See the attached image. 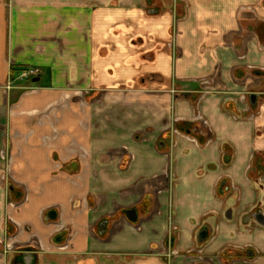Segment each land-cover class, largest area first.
I'll list each match as a JSON object with an SVG mask.
<instances>
[{"label":"crops","instance_id":"0c3cea01","mask_svg":"<svg viewBox=\"0 0 264 264\" xmlns=\"http://www.w3.org/2000/svg\"><path fill=\"white\" fill-rule=\"evenodd\" d=\"M0 264H264V0H0Z\"/></svg>","mask_w":264,"mask_h":264},{"label":"built area","instance_id":"2783aa9c","mask_svg":"<svg viewBox=\"0 0 264 264\" xmlns=\"http://www.w3.org/2000/svg\"><path fill=\"white\" fill-rule=\"evenodd\" d=\"M38 76H39L38 71L32 70V69L26 70L20 74V80H30V79H33V78L38 77ZM171 252H170V254H168V256L173 255V253H171Z\"/></svg>","mask_w":264,"mask_h":264},{"label":"water","instance_id":"95a60500","mask_svg":"<svg viewBox=\"0 0 264 264\" xmlns=\"http://www.w3.org/2000/svg\"><path fill=\"white\" fill-rule=\"evenodd\" d=\"M38 81H39L38 79L34 80V82H38ZM256 99H257L256 96H252L250 98V101H251L252 105L256 104ZM127 216L132 222H136V220H137V212L135 210L127 212Z\"/></svg>","mask_w":264,"mask_h":264},{"label":"rangeland","instance_id":"374dc122","mask_svg":"<svg viewBox=\"0 0 264 264\" xmlns=\"http://www.w3.org/2000/svg\"><path fill=\"white\" fill-rule=\"evenodd\" d=\"M32 90V89H31Z\"/></svg>","mask_w":264,"mask_h":264},{"label":"trees","instance_id":"16d2710c","mask_svg":"<svg viewBox=\"0 0 264 264\" xmlns=\"http://www.w3.org/2000/svg\"><path fill=\"white\" fill-rule=\"evenodd\" d=\"M185 131V130H184Z\"/></svg>","mask_w":264,"mask_h":264}]
</instances>
